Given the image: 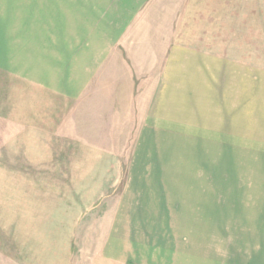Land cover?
<instances>
[{"label":"rangeland","instance_id":"1","mask_svg":"<svg viewBox=\"0 0 264 264\" xmlns=\"http://www.w3.org/2000/svg\"><path fill=\"white\" fill-rule=\"evenodd\" d=\"M0 1V264H184L192 236L180 227L173 234L166 218L140 217L145 199L136 191L149 178H197L200 119L214 114L218 95L264 86V0H72L95 29L74 49L50 36L23 45L22 2ZM114 16L124 25L111 26ZM98 43L132 65L130 52L148 57L144 65L158 68L150 80L180 67L188 84L113 90L116 74L104 73L103 84L108 64L97 61L100 73L90 74ZM125 98L133 122L122 114ZM164 118L185 119L187 133ZM150 126L158 138L141 133ZM174 126L183 136L165 133ZM146 145L157 146L158 159L143 154ZM220 238L201 251V264H232L231 236Z\"/></svg>","mask_w":264,"mask_h":264},{"label":"crops","instance_id":"2","mask_svg":"<svg viewBox=\"0 0 264 264\" xmlns=\"http://www.w3.org/2000/svg\"><path fill=\"white\" fill-rule=\"evenodd\" d=\"M12 1L13 5L18 6L21 2L23 4V6L20 4L22 7L19 8L23 11L24 19L23 45L28 46V39L31 36L37 38L50 36L64 38L65 41L60 43H70L71 48L74 49L79 38H95V29L90 26V11L88 9L83 11L82 18H79L78 7L72 0ZM28 2H33L34 5L29 12L26 7ZM84 13H87V16ZM111 21V26L125 23V20L118 16H114ZM80 26L82 33L85 32L84 36H81ZM42 28L50 29L46 33ZM107 39L113 38L112 36L103 38L100 43L107 42ZM67 49L70 51L69 48ZM95 51L94 62L90 61V74L100 73L99 63L95 65L97 61L101 60L100 62L105 65L108 64L107 70L101 71L103 84L106 81L104 73L116 74L117 81L113 82L116 85L113 90L130 91L131 96L134 91L184 90L185 81L188 84L189 74L186 73L185 77L184 69L180 67L174 70L173 65L164 66L162 77L150 80L149 73L155 74L158 68L153 64L150 68L144 65L148 57L130 52L129 58L134 60L132 65L121 52H118L119 50L103 51V46L98 43V51ZM67 53L72 59L75 58L73 52ZM157 55L160 58L159 54ZM162 55L166 59V52H162ZM112 59L115 64L107 62ZM233 91L229 100L223 99L221 94L218 95L214 114L200 119L198 177L167 178L165 182L158 180L159 177L149 178L144 180L140 189L136 191L140 198L145 199L142 200L145 201L143 210L137 209L138 213H141L140 217L166 218L169 220L170 228L173 229V234L179 233L175 229L180 227L181 233L192 236L190 247L187 248L185 243L183 256L179 255L184 264H187L189 259L195 258H198V264H201L203 259L201 251L208 248V242L222 241L220 236H231L230 250H235L237 254L232 259V264H264V86L254 91L257 92L256 94L243 88ZM120 105L124 106L122 114L127 115L128 121L133 122L134 112L130 110L132 106H127L126 98L125 104ZM150 105L155 109L159 106V102ZM154 111L150 110L148 114ZM109 114L112 115V110L106 115ZM164 119L162 121L172 124L174 121L182 123L180 124L182 126L177 127V131L187 133L184 129L185 119ZM189 127L188 125L187 128ZM143 128L141 133L145 132L146 137L158 138L159 134L155 135L157 132L155 127ZM172 131L173 133L167 129L165 133L175 137V126ZM176 135L183 136V134ZM61 136L72 138L66 134ZM148 146L142 147L143 154L149 151L148 155L151 159L154 156L158 159L157 146L155 148ZM157 172L156 175H160ZM148 198L150 200L146 201ZM121 211L118 210V213ZM176 220H182L181 226L175 222ZM168 264H176V262ZM218 264H223V261Z\"/></svg>","mask_w":264,"mask_h":264}]
</instances>
